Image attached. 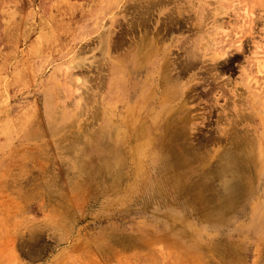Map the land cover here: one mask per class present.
Listing matches in <instances>:
<instances>
[{
    "label": "rangeland",
    "instance_id": "rangeland-1",
    "mask_svg": "<svg viewBox=\"0 0 264 264\" xmlns=\"http://www.w3.org/2000/svg\"><path fill=\"white\" fill-rule=\"evenodd\" d=\"M169 1L0 0V264H264V217L253 225L248 212L264 203V163L247 175L245 188L254 195L243 199L227 195L233 184L223 180L231 176L219 168L228 150L259 156L264 149V71L256 63L264 59V0ZM106 35L116 45L108 54ZM147 36L169 50L174 74L199 54L188 63L194 69L180 74L187 82L195 73L190 79L199 84L184 113L187 146L212 174L205 182L192 173L189 191L184 180L167 176L169 161L159 151L147 154L154 162L146 157L126 161L119 173L106 170L115 143L101 100L109 69ZM222 50L236 58L219 77V69L212 72L219 88L206 68ZM97 72L106 77L102 83ZM213 83L215 93H204ZM62 135L75 141L62 143ZM69 140L81 150L73 155L81 161L77 172L70 169ZM137 166L148 174L135 185Z\"/></svg>",
    "mask_w": 264,
    "mask_h": 264
},
{
    "label": "bare ground",
    "instance_id": "bare-ground-1",
    "mask_svg": "<svg viewBox=\"0 0 264 264\" xmlns=\"http://www.w3.org/2000/svg\"><path fill=\"white\" fill-rule=\"evenodd\" d=\"M162 1H164V0H161V2L159 0L160 4L161 3L163 4ZM169 2H168V4H169ZM158 4L154 5L155 8H156V6L159 7ZM154 6H153V8H154ZM153 8L151 7L150 10H152ZM145 10H146V8H145ZM150 10H148V11H150ZM148 11H146V12H148ZM146 12H144V14ZM246 17H248V16H246V13L244 12V18H246ZM146 20H148V19H146ZM130 23H131V21H130ZM144 23H145V21H143V24H141V26L144 25ZM127 25H129V23ZM137 25H139V24H137ZM135 26L136 25L132 26L131 28H133ZM141 29H142V27H141ZM134 30H135V28L133 29V31ZM133 31L131 30V32H133ZM142 31H143V29H142ZM106 33L107 32H105V34ZM145 33L147 34V32H145ZM105 34H103V35H105ZM160 35H163V34L159 33V36ZM149 36H150V34H149ZM106 37H108V38H106L107 40L104 41L106 46L105 45L103 46V47H105L103 49V51H104L103 53L108 54V52L106 51V48L108 49L109 52H111L110 48L112 50V48H115L116 45H114L115 42L114 43L112 42L115 47L114 46L111 47L112 44H110L111 43V41L109 39L110 36L106 35ZM163 37H164V35H163ZM112 38H113V36H112ZM115 40H116V38H115ZM122 41H123V39H122ZM129 41H127V43ZM212 41L213 40L210 41L211 45H212ZM119 42H121V41L119 40ZM131 42H133V41L131 40ZM214 42H215V39H214ZM117 44L119 47H121V45L118 42H117ZM133 44H134V47L131 48L129 51H127L124 55H122L119 58L120 60L118 63L111 64L110 69H109L110 78L108 79V82L106 84V93H105V96L103 98H101L102 103L105 102L103 115L105 117L104 122H105L106 128L108 130V136H111L113 134L114 135V141H115V143H110L109 147H108L109 156L106 159L107 160L106 165H105V166H107L106 170L109 171L110 169H115L117 171V173L122 172L123 170H125L126 166H124V163L126 161H127V163H128V161L133 162L135 159V161L137 163H139L140 159L143 160L146 157H149L151 154H155L154 151H159L160 156L169 161L170 173L167 176L171 175L173 177V180H175V181L184 180L185 185H186L187 181H190L192 179V173H195L196 177L198 176L199 178H201L203 176L205 179V182H207L206 179L208 180L207 177L209 176V173L212 174V172H210L208 170L209 173H207L206 172L207 170H205L201 165L198 167L197 162H196V155H193L192 146H190V145L187 146V144L190 143L191 141L188 138V132L186 129L187 128L186 124L188 123V121L184 117V113L185 114L188 113L186 111L188 101L190 99H193V101H190V103H192L196 99L197 94L194 92V90L196 89L195 87H197V85H199V84H194V83L192 84V81H191L192 75L193 74L196 75L195 73H193L189 77V79L191 78L190 81H188L189 79L188 80L186 79L187 82L181 81L182 72L184 73V71H185V73H186V70L188 67L189 68L194 67V66H192V64L189 66L188 63H190L191 61L195 62L196 59L199 58V56H198L199 54L195 55L196 52H194L195 54L190 55V57H189L190 61L187 60L188 63L186 62L187 63L186 66H185L186 63L185 62L182 63L183 61H181V65L184 64L183 65L184 68L181 69V72L174 74L176 69L174 68V64L172 63V60H171L172 58H171V55L169 53V50L168 49L158 50L156 48V40H154L153 37L141 38V39H139V41H137L136 44H135V42ZM99 47H101V46H99ZM187 51L189 52V49ZM186 54H187V52H186ZM102 55H104V54H102ZM195 56H197V58H195ZM107 57H109V56H107ZM234 58H236V56H234L233 52H231V51L230 52L225 51V50L218 51L216 54H213L212 56H210L209 61L214 63L213 66H211V64H210V66L212 67L211 70H209L210 66H208L207 68L205 67V68L210 73L219 69V70H217V72L219 71V73H218L219 75L216 74L217 77H219L220 74L222 72H224V71H222V70H224V69H222V67L225 66V64H227L226 65L227 68H225V70L228 69L230 62H233ZM102 59H103L102 61H104V58H102ZM99 60H97V61H99ZM198 60H200V59H197V61ZM257 60H256L257 67H258L257 71H259L260 69L264 71V59L258 60V61ZM82 64H84V63L82 62ZM98 64L100 65V63H98ZM98 64H96L97 67H95V69L96 68L102 69V64L100 65L101 67ZM175 64H178L179 68H181L179 63H175ZM202 65H204V63H202ZM207 65H208V63H207ZM97 73L98 74H96V75L101 76L100 72H97ZM205 73H207V72H205ZM210 73H208V74H210ZM208 74H207V76H208ZM216 75L212 73L213 78ZM103 76H101L103 79H99V77H98V79L100 81L104 80L106 77H105V75H103ZM210 76H211V74H210ZM94 80H95V77H94ZM203 80H205V79H203ZM217 80H218V78H214V80H212V81L218 82ZM82 81H84L86 83V81L84 79ZM208 81L209 80H207V82ZM85 83H82V84H85ZM101 83H102V81H101ZM208 83H210V82H208ZM214 83H213V85H210V86L212 87V86L217 85ZM96 84H97V82H96ZM210 84H212V83H210ZM218 84H219V82H218ZM79 85H80V83H79ZM217 86H219V88L220 87L222 88V86H220V84ZM86 87H89V86H86ZM99 87L100 86L97 85L96 88H98V90H100L103 86H101L100 89H99ZM211 87H209L210 89L208 88V90H206L204 93H206V94L207 93L208 94L209 93L210 94L215 93L216 87H212V88ZM79 88L81 90V87H79ZM84 88L85 87H83V89ZM82 91H84V90H82ZM193 92L196 94V96L193 94ZM98 94H99V92H98ZM209 95H207V96H209ZM85 96H86V94H85ZM85 96H84V98H85ZM89 96H92V94L91 95L88 94L87 97H89ZM93 96L95 97L94 92H93ZM194 96H195V99H194ZM218 96H220V95H218ZM211 97L209 99L213 98V97L212 98ZM77 99L81 100V98H79V97H77ZM92 100H94V99H92ZM97 100H99V99H97ZM97 108L99 109L100 107H97ZM94 109H95V107H94ZM96 113H97V110H96ZM50 118H52V117H50ZM92 118H93V114H92ZM55 120L56 121L54 123H58L59 120L58 119H55ZM190 120H191V118H190ZM93 121H95V119ZM59 123L61 124V122H59ZM60 124H59V126H60ZM93 124H94V122H93ZM65 127L66 126H64V128ZM68 128L69 127H67L66 129H68ZM52 129H54V128H52ZM52 129H50L49 131H51ZM59 129H60V127H59ZM59 129H57V130L59 132H61L60 131L61 129L60 130ZM229 129H231V128L229 127ZM23 131H24V128H23ZM25 132H27V134L26 135L24 134V137L28 138L29 135H31V134H29V131H27V130ZM75 132L77 133V131H75ZM233 132H234V130H233ZM238 132L239 131H237V133ZM39 133H37V134H39ZM69 133H71V132H69ZM76 133H73L72 137H75ZM232 133L230 136L231 137L230 141L234 139V141H233L234 147L233 148L239 150V145H242V144H239L238 141L237 142L235 141L237 139V137H236V135H232ZM52 134L53 133H51V135ZM84 134H85V132H84ZM39 135L41 136V134H39ZM53 135H55V134H53ZM69 136H71V135L69 134ZM37 137H38V135H37ZM245 137H246V135H245ZM60 138L61 137L59 136L58 137L59 141L61 139H64V140H61V142L62 141L65 142V141H67V139L69 137L63 138V135H62V138L61 139ZM65 138H66V140H65ZM58 139H56V140H58ZM73 139L72 140L70 139V140L73 142V141H75ZM83 140L81 142V145L83 143ZM243 140L244 139H242L241 141L245 145V140L244 141ZM59 141H57V142H59ZM71 141L69 143V147L68 148L66 147L67 150L66 149L65 150L67 151V154L71 157L70 158L68 156L71 159L70 165L73 168H75V169H72V168H70V169L75 170L74 172H77L76 168L80 169V167H81L80 162L81 161L79 160V162H78L77 159L74 158L73 155L75 153H78L81 150H78L76 145L71 143ZM128 142H129V144H128ZM228 143H230V142H228ZM246 143H248V141ZM252 143H249V145L250 144L252 145ZM59 147H60L59 149L61 150L62 149L61 147H63V146H59ZM261 147H263V146L261 145ZM63 148H65V147H63ZM126 148H127L128 152H127ZM125 151L127 153H124ZM228 151L226 153L224 152L225 154L222 155L221 162L219 161L220 162V165H219L220 171H222L226 174L228 173V175L231 176L230 179H227V180L224 179L223 183H225V182L226 183H232L233 188H234L230 193H227V195L236 196V197H239L240 199H243V195H246V197L249 194L254 195L253 190L251 191L250 189H246L247 187L245 188V185L247 183H249V181H251V179L249 177H247V175L250 176V174L255 172L256 165L259 164L258 165V167H259L262 165V163H264L263 162L264 154L262 153L260 155V152L264 151V149L259 148V150L257 151L259 153V156L257 154H255V155L251 154V152L250 153H244L243 155H241L240 152H238V153H240V154H238L235 151L233 153L228 152ZM61 152L64 153L65 151L63 152L61 150ZM212 155H214V154H212ZM75 156H76V154H75ZM70 159H68V160H70ZM147 159L148 158H146V160ZM150 160H151V162H154V160H152V158H150ZM65 162H64V164H65ZM68 164H69V162H68ZM209 165L207 167H210ZM164 166H165V164H164ZM129 167H130V165H129ZM142 167L139 166L135 172V176L133 175L135 177L134 178L135 183H133V184H135V185H137L139 180L142 179V178L139 179V177H144L142 175L144 173L143 171H145V170L142 169ZM70 169H68V170H70ZM259 169L261 170V168H259ZM132 170H134V169H132ZM164 171H165V169H164ZM70 172H72V171H70ZM81 172L82 171H79L80 174H81ZM199 173H201L202 176L199 175ZM74 174H76V173H74ZM78 176L79 175L77 174V177ZM160 176H162V175H160ZM164 176H166V175H164ZM260 178H261V176H260ZM91 179H93V178H91ZM114 179H120V178H114ZM78 185H80V184L78 183ZM193 185H194L193 189L199 191V189H200V187L198 186L199 184H197V185L193 184ZM135 187H137V186H135ZM186 187H187V190L189 191L191 189L192 185H190V186L186 185ZM248 212L255 219V220H253V218L251 219L254 222L253 225L254 224L256 225L257 223H255V221L257 222V221H259V219H262L264 217V203H257L256 202L255 204H251L249 206ZM61 217H63V216L61 215ZM259 223H260V221H259Z\"/></svg>",
    "mask_w": 264,
    "mask_h": 264
}]
</instances>
